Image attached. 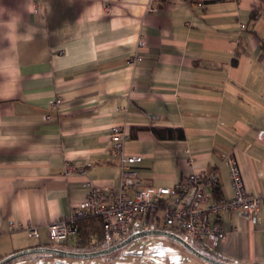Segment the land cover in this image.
<instances>
[{
    "label": "crops",
    "instance_id": "1",
    "mask_svg": "<svg viewBox=\"0 0 264 264\" xmlns=\"http://www.w3.org/2000/svg\"><path fill=\"white\" fill-rule=\"evenodd\" d=\"M262 42L264 0H0V259L51 243L49 223L92 186L121 189L116 124L124 152L142 156L143 186L175 188L186 173L215 170L214 196L231 197V155L245 187L264 195ZM151 127L185 136L159 139ZM67 162L78 169L66 172ZM211 221L227 237L201 251L264 264V206ZM77 236L62 243L76 247Z\"/></svg>",
    "mask_w": 264,
    "mask_h": 264
},
{
    "label": "built area",
    "instance_id": "2",
    "mask_svg": "<svg viewBox=\"0 0 264 264\" xmlns=\"http://www.w3.org/2000/svg\"><path fill=\"white\" fill-rule=\"evenodd\" d=\"M241 27L245 28V24ZM138 46L146 48L147 43L139 38ZM61 102L62 98L57 97L50 104L56 108ZM127 138V131L122 125L112 126L111 146L120 161L121 189L117 192L105 191L92 186L88 195L76 203L69 214L49 223L48 235L52 244L78 235L79 223L89 217L101 219L102 236L106 242L126 238L135 230V221L147 217L156 223V228L182 231L185 239L193 245L203 244L208 249H214L227 237V232L212 222V217L237 209L257 215L264 206V195L252 193L245 187L238 164L231 155L226 157L233 188L231 197L214 196L213 188L219 180L215 170L186 173L175 188L143 186L136 169L142 156L124 152ZM77 169L76 165L66 163V172ZM149 227L152 226H145ZM27 229L30 236H39L35 225H29Z\"/></svg>",
    "mask_w": 264,
    "mask_h": 264
},
{
    "label": "rangeland",
    "instance_id": "3",
    "mask_svg": "<svg viewBox=\"0 0 264 264\" xmlns=\"http://www.w3.org/2000/svg\"><path fill=\"white\" fill-rule=\"evenodd\" d=\"M144 223L145 221H143V219L138 218L135 221V230L144 226ZM176 232L185 238L182 231ZM123 238L105 242L104 244L109 246L117 243ZM56 245L66 248L67 250L76 248L67 243H59ZM194 245L199 249H203L199 244ZM92 247L94 248L95 245ZM30 255L51 257V262L47 264H195L193 259L196 257L193 253L186 250L180 243L163 235H150L142 237L114 252L91 258H72L63 256L54 257L48 256L44 253L29 254L23 257ZM38 264L46 263L39 262Z\"/></svg>",
    "mask_w": 264,
    "mask_h": 264
},
{
    "label": "water",
    "instance_id": "4",
    "mask_svg": "<svg viewBox=\"0 0 264 264\" xmlns=\"http://www.w3.org/2000/svg\"><path fill=\"white\" fill-rule=\"evenodd\" d=\"M150 235L166 236L180 243L186 250H188L189 252L193 253L194 255L198 256L199 258L211 264H256V263H231L216 259L206 254L205 252L201 251L200 249H198L195 245L187 241L183 236H181L177 232L161 229V228H155V227L134 230L132 233H130L126 238L122 239L121 241H118L117 243L93 251H74V250H67L58 247H53V246L30 247L16 251L14 253H11L10 255L1 258L0 264H9L13 260L23 257L25 255L38 254V253L51 254V255L63 256V257H72V258H91L95 256L109 254L135 241L136 239Z\"/></svg>",
    "mask_w": 264,
    "mask_h": 264
},
{
    "label": "trees",
    "instance_id": "5",
    "mask_svg": "<svg viewBox=\"0 0 264 264\" xmlns=\"http://www.w3.org/2000/svg\"><path fill=\"white\" fill-rule=\"evenodd\" d=\"M262 49H264V42H262ZM233 62L235 63L236 59H234ZM150 129L159 139L184 138L185 136L182 128L151 127ZM214 190L216 195H218L220 191L219 186H215ZM146 222L152 227L155 228L157 227L154 221L147 219ZM101 226H102L101 219L96 216L82 220L79 226L80 228L77 236V245L74 250L76 251L98 250L107 247V245L104 244L106 241L103 239ZM94 245L95 247L93 248L92 246ZM45 246L60 247L52 243H48ZM46 255L56 256L51 254H46Z\"/></svg>",
    "mask_w": 264,
    "mask_h": 264
}]
</instances>
